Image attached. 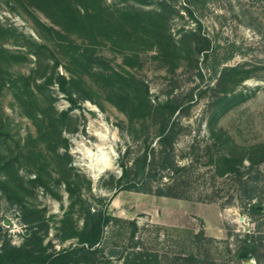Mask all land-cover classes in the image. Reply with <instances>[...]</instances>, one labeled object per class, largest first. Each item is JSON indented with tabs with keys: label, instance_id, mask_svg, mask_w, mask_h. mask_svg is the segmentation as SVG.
Returning a JSON list of instances; mask_svg holds the SVG:
<instances>
[{
	"label": "rangeland",
	"instance_id": "obj_1",
	"mask_svg": "<svg viewBox=\"0 0 264 264\" xmlns=\"http://www.w3.org/2000/svg\"><path fill=\"white\" fill-rule=\"evenodd\" d=\"M104 4L163 11L166 24L157 29L153 14L131 27L127 40L116 34V42L101 36L90 44L89 37L64 31L25 1L0 0V250L5 241L31 247V226L49 252L77 244V237L63 238V227L71 221L81 229L91 204L106 206L114 217L93 264L123 263L132 244V220L136 238L158 251L162 264H177V257L190 249L218 264H244L252 253L248 232L263 236L264 261V159L236 161L230 171L219 162L227 143L239 157L264 144V0ZM158 30L171 36L169 51ZM74 43L80 50L90 46L95 56L135 76L153 103L172 99L179 105L175 153L191 181L187 197L118 183L121 160L131 163L146 136L158 146V125L151 115L132 128L127 113L109 99L110 90L91 73L86 80L92 99L80 97L73 105L56 74L70 76L65 65ZM131 55L133 64L127 62ZM63 111L67 115L59 136L48 120L62 117ZM213 129L225 132L229 142L217 140ZM107 160L111 166L98 172L96 164ZM68 181L76 188L73 196ZM255 204L262 208L252 213Z\"/></svg>",
	"mask_w": 264,
	"mask_h": 264
},
{
	"label": "trees",
	"instance_id": "obj_2",
	"mask_svg": "<svg viewBox=\"0 0 264 264\" xmlns=\"http://www.w3.org/2000/svg\"><path fill=\"white\" fill-rule=\"evenodd\" d=\"M22 1L26 2V7L33 5L44 11L51 21L60 25L64 31L68 33L77 32L81 36L89 37L90 44L97 43L101 36L116 42L114 38L116 34V38L127 40L131 34V27L138 28L140 26L137 25L139 21H146L153 14L158 19L154 22L157 29L163 28L158 24H166L167 18L163 11L156 13L155 11L139 10L133 7L129 9L116 8L104 4V0ZM138 1L149 2V0ZM161 6L164 8L166 4H161ZM40 24L58 36H65L60 28L57 29L53 25L49 26L42 21ZM161 31L159 34L162 35L159 37L162 41L164 40L166 50L169 51L174 47L173 40L169 34L161 33ZM73 45L74 50L68 56L69 62L65 65L70 76L58 71L56 74L61 90L68 95L73 105L77 104L80 97L92 99L89 92L92 89L86 80V75L91 73L97 79L102 80L101 86L110 90L109 99L127 113L132 128L135 129L137 120L148 119L151 115L158 125V146L152 145V141L146 136L143 140L142 151L132 158L131 163L124 159L121 160L122 173L118 177V183L124 188L154 192L158 195L187 197L191 181L185 174L186 165L179 163L175 153L180 123L174 114L179 109V105L172 99L153 103L147 95V90L137 82L135 76L125 74L99 56H95L94 51H90V46L80 50L77 44L74 43ZM127 58V62L133 64L131 60L134 57L131 55ZM58 63L59 60L57 59L55 66ZM232 70L239 71V68L234 67ZM245 71L247 72L245 77H248L249 70ZM27 86L26 88L30 90V86ZM152 111L155 114H152ZM61 114L62 117L48 120V123L58 129L59 136L61 135L60 122L63 116L67 115V111H63ZM32 115L35 118L39 117L35 111L32 112ZM40 120L42 121L41 124L45 123L44 118H40ZM224 133L222 130L216 132L213 129V134L217 140L226 144L229 142V137L226 135L227 138H225ZM66 147H68L67 142ZM226 147L229 149L219 155V162L225 171L233 170L236 161H242L245 158H248L251 164H254L258 158L264 159V144L248 151L246 156L242 155V157H239L237 150H234L230 144L227 143ZM66 154L69 159V152ZM75 189L68 181V190L72 196ZM252 195H255V192ZM261 208L259 204L253 205L252 213L260 212ZM113 218L108 213L106 206L99 207L89 204L85 208L84 224L81 229L76 228L71 221H69L68 226L63 227V238L77 237L78 243L54 252L47 251L43 245V236H38L37 230L31 226V233L27 235V239L32 246H19L10 241H5L0 250V264H93V259L100 251L97 244L103 240L106 229ZM64 221L67 222L68 219H64ZM130 223L133 226L132 244L122 255V264H162L160 253L150 250L140 236L136 238L137 222L132 220ZM194 236L196 235L194 234ZM246 236V240H249L248 245L251 247L252 256L256 257L259 264H263L264 261L260 253L261 237L263 236H256L251 232H248ZM176 261L177 264H218L216 260L206 258V256L192 249L177 257Z\"/></svg>",
	"mask_w": 264,
	"mask_h": 264
},
{
	"label": "bare ground",
	"instance_id": "obj_3",
	"mask_svg": "<svg viewBox=\"0 0 264 264\" xmlns=\"http://www.w3.org/2000/svg\"><path fill=\"white\" fill-rule=\"evenodd\" d=\"M96 166H97L96 167L97 168L96 170L99 172V171H102L105 167L111 166V161L107 160L105 162H100V163L96 164ZM94 175H96V174H94Z\"/></svg>",
	"mask_w": 264,
	"mask_h": 264
},
{
	"label": "water",
	"instance_id": "obj_4",
	"mask_svg": "<svg viewBox=\"0 0 264 264\" xmlns=\"http://www.w3.org/2000/svg\"><path fill=\"white\" fill-rule=\"evenodd\" d=\"M247 256H249V258H247L245 260L244 264H259L256 259H253L250 257V256H252L251 252L249 254H247Z\"/></svg>",
	"mask_w": 264,
	"mask_h": 264
}]
</instances>
